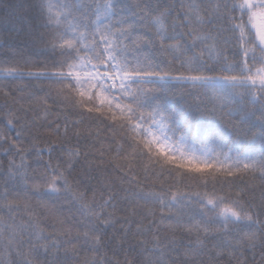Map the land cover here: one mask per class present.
I'll return each mask as SVG.
<instances>
[{"label": "snow or ice", "instance_id": "1", "mask_svg": "<svg viewBox=\"0 0 264 264\" xmlns=\"http://www.w3.org/2000/svg\"><path fill=\"white\" fill-rule=\"evenodd\" d=\"M0 153V264H264V0L5 4Z\"/></svg>", "mask_w": 264, "mask_h": 264}, {"label": "trees", "instance_id": "2", "mask_svg": "<svg viewBox=\"0 0 264 264\" xmlns=\"http://www.w3.org/2000/svg\"><path fill=\"white\" fill-rule=\"evenodd\" d=\"M13 2V0H3V2H0V19H2L3 17V13H4V5L7 3ZM15 2H19V0H15ZM123 3L126 4H134L137 2V0H122ZM40 95H43V93H41ZM95 127V126H93ZM14 135V133H13ZM106 135V133L103 132V128L101 126V138H103ZM47 155H45L44 159L47 160ZM0 162H3L4 167H7V162H8V157L3 155V153H0ZM118 227V225H117ZM109 231H111V229H109Z\"/></svg>", "mask_w": 264, "mask_h": 264}]
</instances>
